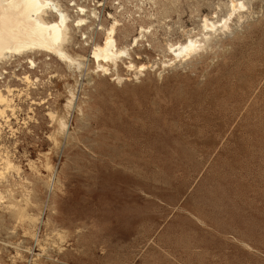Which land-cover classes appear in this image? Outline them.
I'll list each match as a JSON object with an SVG mask.
<instances>
[{
  "label": "rangeland",
  "instance_id": "obj_1",
  "mask_svg": "<svg viewBox=\"0 0 264 264\" xmlns=\"http://www.w3.org/2000/svg\"><path fill=\"white\" fill-rule=\"evenodd\" d=\"M74 1L95 9L65 47L79 67L0 62L14 109L0 155L15 166L0 175V264H264V0H242L223 33L226 0ZM108 14L120 47L138 37L140 73L90 58L83 33L101 42ZM205 15L209 46L174 59L169 44L204 39Z\"/></svg>",
  "mask_w": 264,
  "mask_h": 264
},
{
  "label": "bare ground",
  "instance_id": "obj_2",
  "mask_svg": "<svg viewBox=\"0 0 264 264\" xmlns=\"http://www.w3.org/2000/svg\"><path fill=\"white\" fill-rule=\"evenodd\" d=\"M170 3L172 2L170 1ZM68 4L72 7L74 6V10L77 13L73 18L69 14V11L60 4L59 0H0V62L11 56H21L26 53L40 52L54 54L56 57L62 59V61L64 59L68 65H77L79 67V57L69 54L65 47L66 44L70 43L69 38L71 29L76 27L79 30L82 28L81 26L87 25L89 22L88 17L94 16L95 12L93 8L88 10L86 6L78 5L74 0H69ZM224 6L226 8L225 16L222 18V23L218 25L220 27H218V29H220L221 33H223L224 30L230 29L228 22L234 20L239 22L242 20L244 17L242 11H244L247 5H245L242 0H226ZM218 7L220 6L218 5ZM216 14L217 12L214 13V15ZM50 15L54 16V18H50ZM108 16L112 21L107 27H103L101 42L92 43L90 45L89 56L96 63L95 67L103 73H108L111 68L116 70L117 62L125 57L129 59L125 68L139 71L138 73H140L145 67L144 64L135 65L130 61V49L135 45L138 37H134L129 45L120 47L115 36L117 26L119 25L118 20L116 17H112L109 14ZM201 22L203 31H200V29L199 31L202 33L205 31L203 35L200 33L201 37L203 36L202 38L204 39H199L200 36L199 38H196L197 36H188L185 42H178L176 44L168 43L169 46L166 45V47L168 46L167 50L174 55V59H186L194 55V53L204 48L205 44L210 40L209 38L212 37L210 32L217 31L216 23L212 21V18L210 21L205 15L202 17ZM232 27H234V25ZM144 30L145 29L141 27L140 33ZM232 33L233 32H231V34ZM83 35L86 37L85 32ZM224 35L221 37H224ZM28 63H30L31 67L34 66L33 59H28ZM24 78L28 82L31 81L28 79L29 77L25 76ZM116 78L120 80L121 77L119 78L116 74ZM1 90L2 89H0V116L4 118L6 110L13 111L14 109L11 107L12 105H10L11 100L8 98V95L2 93ZM5 91L9 94L12 90L7 89ZM71 92L67 104L68 106H71L72 100L74 99V92H72L73 94ZM67 126V123L62 122V130L63 128L65 130ZM6 155L4 157L0 155V175H3L15 167Z\"/></svg>",
  "mask_w": 264,
  "mask_h": 264
},
{
  "label": "built area",
  "instance_id": "obj_3",
  "mask_svg": "<svg viewBox=\"0 0 264 264\" xmlns=\"http://www.w3.org/2000/svg\"><path fill=\"white\" fill-rule=\"evenodd\" d=\"M95 1H96L95 3L97 5V7H100V8H102V10H104V8L106 6L105 2L107 0H100V1L99 0H95ZM102 1H103V3H102ZM120 3H122V0H115V4L116 5H119ZM93 10H95V9H93ZM97 18H98V16H95V19H97ZM97 27H99V25ZM98 29H100V28H98ZM92 33L93 32H89V34L86 37H82V39L85 40L84 44L89 46V45H91L94 42Z\"/></svg>",
  "mask_w": 264,
  "mask_h": 264
}]
</instances>
